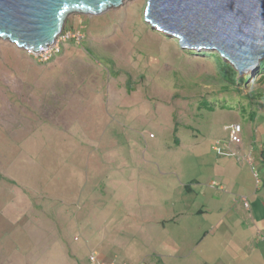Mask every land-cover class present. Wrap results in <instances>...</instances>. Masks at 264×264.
<instances>
[{
    "label": "rangeland",
    "instance_id": "374dc122",
    "mask_svg": "<svg viewBox=\"0 0 264 264\" xmlns=\"http://www.w3.org/2000/svg\"><path fill=\"white\" fill-rule=\"evenodd\" d=\"M147 2L68 16L45 62L0 40V264H264L258 67L228 85Z\"/></svg>",
    "mask_w": 264,
    "mask_h": 264
},
{
    "label": "water",
    "instance_id": "95a60500",
    "mask_svg": "<svg viewBox=\"0 0 264 264\" xmlns=\"http://www.w3.org/2000/svg\"><path fill=\"white\" fill-rule=\"evenodd\" d=\"M125 0H0V40L38 52L70 15H100ZM144 20L181 48L216 52L238 75L264 60V0H148Z\"/></svg>",
    "mask_w": 264,
    "mask_h": 264
},
{
    "label": "built area",
    "instance_id": "2783aa9c",
    "mask_svg": "<svg viewBox=\"0 0 264 264\" xmlns=\"http://www.w3.org/2000/svg\"><path fill=\"white\" fill-rule=\"evenodd\" d=\"M58 39L51 46L42 48L38 52H33L32 50H27L25 52L27 55H30L34 58H38L39 60H42L43 62H45L47 59L49 60L52 57V55L54 56V54L59 52L60 45H58ZM240 132H241V128L239 125L231 124L229 126V136H228L229 141L231 143L238 144L240 142V138H239ZM248 163L249 164L252 163L251 157L248 158ZM89 264H120V263H117L115 261H111V262L100 261L96 253H92L89 256Z\"/></svg>",
    "mask_w": 264,
    "mask_h": 264
},
{
    "label": "trees",
    "instance_id": "16d2710c",
    "mask_svg": "<svg viewBox=\"0 0 264 264\" xmlns=\"http://www.w3.org/2000/svg\"><path fill=\"white\" fill-rule=\"evenodd\" d=\"M211 58L217 59L218 61H223L220 56L217 53H211ZM226 71L225 73L227 75H224L221 77L222 81L226 82L228 85L234 86L235 85V77L238 76V74L235 72V70L230 67L229 65H226ZM264 60H262L258 65V75L260 77L258 78L259 81H264ZM252 98H258V100H264V93H259L258 95H253L250 97ZM200 108V107H199Z\"/></svg>",
    "mask_w": 264,
    "mask_h": 264
},
{
    "label": "crops",
    "instance_id": "0c3cea01",
    "mask_svg": "<svg viewBox=\"0 0 264 264\" xmlns=\"http://www.w3.org/2000/svg\"><path fill=\"white\" fill-rule=\"evenodd\" d=\"M261 149H262V148H261ZM256 157L259 158L260 161L264 163V149H263L262 151H258V152L256 153ZM254 161H255V163H256V162H257V159H256V160L254 159ZM262 186H263V188H264V183H263ZM101 259H102L103 261L108 262V261L106 260L107 257L101 256Z\"/></svg>",
    "mask_w": 264,
    "mask_h": 264
},
{
    "label": "clouds",
    "instance_id": "9594fccd",
    "mask_svg": "<svg viewBox=\"0 0 264 264\" xmlns=\"http://www.w3.org/2000/svg\"><path fill=\"white\" fill-rule=\"evenodd\" d=\"M25 52V51H24ZM108 262H111V261H108ZM139 264H141V263H139Z\"/></svg>",
    "mask_w": 264,
    "mask_h": 264
}]
</instances>
